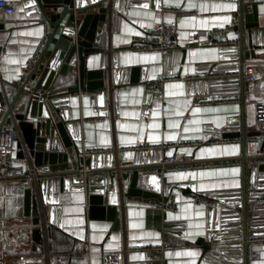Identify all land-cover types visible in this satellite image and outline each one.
<instances>
[{"label": "crops", "instance_id": "1", "mask_svg": "<svg viewBox=\"0 0 264 264\" xmlns=\"http://www.w3.org/2000/svg\"><path fill=\"white\" fill-rule=\"evenodd\" d=\"M245 3L246 14H252L253 5H257L260 24L264 27V0H245ZM166 8L185 9L196 14L180 17L171 12L161 13ZM115 9L114 54L111 60L114 80L117 81L114 108H111L109 95L105 92H80L70 96L69 112L79 124L78 146L81 152L88 149L109 150L95 154V167L111 166L118 170L121 164L135 163L138 158L147 159L145 153L123 148L178 144L177 148L151 151L148 159L152 163H161L164 157L176 151L192 156L196 166L167 169L163 173L168 183L176 185L167 196H173L178 201L176 211H163L166 212L163 222L177 225L174 230L182 231V241L189 242L191 246L164 251L163 259L167 264H213L202 259L203 249L197 241L213 231L219 220L210 207L196 204L193 196L242 187V164H222L227 162L226 159L241 156L242 147L241 142H213L235 138H224L219 133L224 129L236 128L232 123L240 116L241 103L230 99L236 91L231 85L233 60L223 59L229 58L231 52L221 50L210 44L209 40L240 41L241 34L236 27L224 35L216 33L210 38H200L196 30L211 31L226 27L231 23L233 14L239 13L240 2L115 0ZM159 23L178 25L176 40L179 50L168 56L159 51H133V36L148 32ZM45 35L43 14L34 12L28 0H20L17 21L5 23V28L0 30V111L11 105L16 93L15 85L21 81ZM246 45V52L251 55L248 41ZM254 50L257 57L246 61L264 59V46ZM102 62L106 63L104 53L90 56L87 59L88 69H98ZM220 63L227 65L220 66ZM252 71L256 77L248 84L246 91L247 122L254 118V102L264 100V66L253 65ZM165 75H178L181 79L165 83L161 93L145 92V81L160 79ZM186 75L196 78L185 81L183 77ZM215 86L218 88L214 90ZM220 96L224 98H215ZM195 109L200 111L196 112ZM196 142L202 144L188 145ZM251 152L253 149H250ZM15 156L29 159L28 164L22 163L24 167L34 164L26 154L19 130ZM219 160L216 165L206 162ZM88 177L102 181L104 175L98 173L80 178L85 180ZM119 177L120 171L116 174L114 188L118 205L124 189ZM43 181L38 179L32 186L33 197L38 204L44 197L40 191ZM87 196L86 190L53 182L47 194L51 201L49 212L45 217L41 215L48 226L46 246L36 244L32 232L25 233V243L18 247L7 243L0 248V264H20L19 256L22 254L41 258L47 248L53 253H67L65 264H104L103 254L106 252L117 251L124 246L156 247L167 243L165 233L157 226L162 222V216L149 220L146 214L149 208L127 201L124 210L119 209L120 228L114 229L111 220L91 219L88 216ZM32 222L33 217L26 214V188L16 180H0V235L7 236L9 227ZM144 252L131 251L125 257L124 264L144 259ZM253 252L257 253L255 258L251 256ZM249 254V264H264V245L249 250Z\"/></svg>", "mask_w": 264, "mask_h": 264}, {"label": "water", "instance_id": "2", "mask_svg": "<svg viewBox=\"0 0 264 264\" xmlns=\"http://www.w3.org/2000/svg\"><path fill=\"white\" fill-rule=\"evenodd\" d=\"M28 1L34 12L42 13L47 19L50 32L26 82L22 86L16 83V93L11 102L26 154L40 171L39 179L44 180L40 186L44 196L40 204L33 197L32 187L26 188V214L33 217L34 224L42 221L41 215L45 217L49 212L51 201L47 194L54 182L86 190L88 216L91 219H109L113 228L119 229V206L114 194L118 171L126 197L167 201V194L176 185L168 183L161 174V163H152L148 159L151 151L139 152L145 153L147 159L138 158L132 167L121 166L119 170L111 166L95 167V155L86 160L82 158L77 143L80 140L79 124L69 112L70 96L80 92L104 94L107 84L105 64L102 62L98 69H88L87 59L103 53V30L108 8L104 0ZM239 2V48L229 46L220 49L231 52L232 55L223 60L232 59L233 71L240 72L239 81L233 78L231 85L236 89L239 87L241 112L232 123L236 128L224 129L219 136L241 139V156L225 161H240L242 164V187L212 193L219 200L217 208H211L219 223L206 237L198 239L197 244L203 249L202 259L213 264H249L248 237L264 235V224H261L264 223V204L256 203L259 198H264V134H254L248 141L246 91L249 83L245 80L246 60L255 59L254 48L264 46V27L260 24L257 5H253L252 14H246L245 0ZM4 28L5 24L0 23V30ZM246 41L251 55L246 52ZM250 149L253 152L250 153ZM249 161L254 162L251 168L247 167ZM206 162L217 163L220 160ZM98 173L104 175L102 181L79 177ZM146 214L149 220L162 216V222L157 226L165 233V242L182 241L184 233L174 230L177 225L163 222L166 212L149 208ZM32 236L36 244L43 243L42 229H34ZM163 258L162 252L150 250L144 252V259L132 264H167Z\"/></svg>", "mask_w": 264, "mask_h": 264}, {"label": "built area", "instance_id": "3", "mask_svg": "<svg viewBox=\"0 0 264 264\" xmlns=\"http://www.w3.org/2000/svg\"><path fill=\"white\" fill-rule=\"evenodd\" d=\"M105 5L108 8L106 24L103 30L104 36V47L103 53L106 56L105 71H106V87L104 92L109 95V102L111 108H114V93H115V80H114V70L112 57L114 54V47L112 37L115 32V0H104ZM250 1V0H247ZM20 0H0V23H10L17 21L18 18V5ZM247 3V2H246ZM247 5V4H246ZM171 12L176 16H188L196 14L195 11H189L185 9H176V8H166L162 9L161 13ZM239 13H234L232 21L229 25L220 29H213L211 31H202L196 30V34L200 38H210L211 35L227 34L235 30L239 25ZM46 25V35L43 42L38 46V49L30 61L19 85L22 86L27 80V76L30 71L33 69L35 63L38 61L42 49L44 48L46 38L50 32V25L45 19ZM178 30V25L176 23H159L153 29L148 32L138 34L133 36L131 41V49L135 52L143 51H159L162 55L168 56L171 53L179 50V45L176 40V34ZM210 44L218 47H229L235 46L239 48V40H209ZM263 65L264 59L259 61H246L245 62V80L250 83L255 80V74L252 71L253 65ZM240 72L234 71L232 74L233 78H238L239 81ZM223 77V75H220ZM196 77L186 75L183 77V80L190 81ZM181 77L178 75H165L160 79L147 80L144 82V90L146 93H161L163 91L165 83L169 81L180 80ZM239 83V82H238ZM236 89V88H234ZM239 87L235 93L230 97L233 101H240L239 98ZM224 97V96H221ZM204 103H209L205 101ZM70 109V108H69ZM18 120L15 117V114L9 104L8 107L3 108L0 111V180H16L18 183L24 187H32L37 183L39 179L40 171L34 164H29V166L24 167L22 163H29L28 158H17L15 156V143L16 135L18 131ZM246 132L248 141H250L251 136L254 134H264V100L254 102V118L252 121L246 123ZM214 143H236L241 142L240 138H230V139H217L213 141ZM202 143H189L188 145H201ZM178 144L168 143L163 145H139L133 148H123L124 150L133 149L138 152L142 151H154L157 149H170L177 148ZM109 150L105 149H88L83 150L81 153L83 160L97 154L107 152ZM233 163H240V161H227L222 164L231 165ZM161 164L163 165L161 174L164 173L167 169L177 170L185 169L196 166L195 160L192 156L188 155L183 151H176L173 155L166 156L162 159ZM216 165L217 163H213ZM254 162L249 161L247 164L248 168L253 166ZM134 163L121 164V166L132 167ZM207 165V164H205ZM156 171V170H155ZM83 177V176H79ZM193 200L198 205H205L210 208H217L219 205L218 197L214 194L207 193H197L194 194ZM130 201L135 204H138L145 208L160 209L162 211H176L178 208V201L173 197H168L167 201H158L150 200L141 197H126L124 189H122L119 200V209L122 211L125 208L126 202ZM256 203L264 204V198H259ZM88 212V205H87ZM121 216V214H120ZM47 224L44 221L34 224L29 223L25 225H16L7 228V236L0 235V248L4 247L7 243H13L15 246H20L22 243H25V233H31L34 229H42L43 231V244L46 246L47 243ZM123 227H121L122 229ZM264 245V235L259 236H249L248 237V247L249 250L257 249ZM191 244L187 241L164 243L156 247H141L137 246L134 248H129L124 246L120 250L106 252L103 254V263L104 264H124L125 257L131 251H150L155 250L159 252H164L167 250H177V249H186L190 247ZM257 255L256 252L251 253V256L255 258ZM250 256V254H249ZM20 264H65V259L62 254L53 253L48 248L45 250L43 257L36 258L29 254H22L19 256Z\"/></svg>", "mask_w": 264, "mask_h": 264}, {"label": "snow or ice", "instance_id": "4", "mask_svg": "<svg viewBox=\"0 0 264 264\" xmlns=\"http://www.w3.org/2000/svg\"><path fill=\"white\" fill-rule=\"evenodd\" d=\"M144 7H147V5H144ZM195 111H196V112H199L200 109H195ZM153 179H155V178H153ZM178 255H179V253H178ZM188 255H194V254H193V253H188Z\"/></svg>", "mask_w": 264, "mask_h": 264}, {"label": "trees", "instance_id": "5", "mask_svg": "<svg viewBox=\"0 0 264 264\" xmlns=\"http://www.w3.org/2000/svg\"><path fill=\"white\" fill-rule=\"evenodd\" d=\"M62 255H63V257H64V259H65V261H66V259L68 258L67 253H62Z\"/></svg>", "mask_w": 264, "mask_h": 264}, {"label": "rangeland", "instance_id": "6", "mask_svg": "<svg viewBox=\"0 0 264 264\" xmlns=\"http://www.w3.org/2000/svg\"><path fill=\"white\" fill-rule=\"evenodd\" d=\"M27 235V234H26ZM28 236V235H27Z\"/></svg>", "mask_w": 264, "mask_h": 264}]
</instances>
